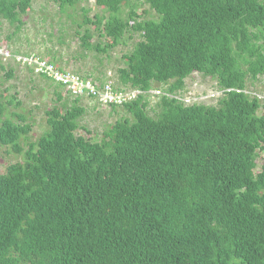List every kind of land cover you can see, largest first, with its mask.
<instances>
[{"label":"trees","instance_id":"obj_1","mask_svg":"<svg viewBox=\"0 0 264 264\" xmlns=\"http://www.w3.org/2000/svg\"><path fill=\"white\" fill-rule=\"evenodd\" d=\"M57 1L64 10L83 0ZM128 1L96 0L107 14L92 19L84 7L79 24L83 45L90 25L106 38L98 52L142 36L122 57L123 87L110 82L113 91L147 94L170 81L177 93L198 73L222 85L223 96L212 108L163 97L156 116L145 100L127 102L119 107L132 118L101 141L76 134L79 97L47 111L34 142L26 119L8 112L20 102L0 101V158L21 156L0 174V264H264V162L256 171L264 106L246 93L248 80L264 76V0H144L157 15L150 19L131 5L124 15ZM32 3L0 0L14 34ZM25 67L62 101L63 83Z\"/></svg>","mask_w":264,"mask_h":264},{"label":"rangeland","instance_id":"obj_2","mask_svg":"<svg viewBox=\"0 0 264 264\" xmlns=\"http://www.w3.org/2000/svg\"><path fill=\"white\" fill-rule=\"evenodd\" d=\"M127 5L124 7V15L131 5L137 7V13L142 18H157L144 0H129ZM84 7L89 9V17L92 19L105 13L103 7L96 4V0H83L74 7L67 6L64 10L57 0H33L31 9L23 17L25 24L16 34L13 33L16 31L15 27L0 19V94L2 95L0 101L6 104L15 98L16 103L20 102L19 107H16L15 103L8 106V112L16 115L12 118L14 121L20 122V117H22L31 125L32 130L27 141H37L47 130V111L54 107L65 110L63 104L70 107L77 97L81 98L79 105L84 108L85 113L78 122L79 128L76 134L96 141H101L104 133L108 132L116 121L132 118L124 107H119L127 102L147 101L149 103L148 112L150 111L151 116H156L160 111L158 104L163 97L168 101L182 102L187 106L217 107L225 88L215 79L198 73L190 74L185 79L184 88L177 93L168 92L170 81L166 84L154 82L147 94L131 90L130 87L122 93L114 92L109 83L113 82L116 89L123 87L118 80V71L125 66L122 57L135 48L142 40V36L133 34L132 39H129V34L125 33L123 42L126 41V44H121L107 53L98 52L96 45L103 46L107 41L105 37L101 38L95 32L97 26L90 25L92 35L86 40L89 45L85 46L81 40L85 28L80 29L79 27L83 20L82 8ZM6 51L8 57L1 53ZM14 55L25 58L40 56L44 61H51L54 58V63L59 68L71 72L64 78L66 81L57 80L63 79L62 76L56 72L53 74L57 78L54 80L64 84L65 89H59L62 101H59L55 94L54 84L29 72L24 64L14 61ZM1 64L6 70H13V78L6 79ZM75 74L90 77L91 79L87 81L93 85L97 83L95 88L99 94L95 98H89L92 95L74 93L69 84L77 77ZM103 84L104 86L101 87ZM68 91H71L72 95ZM109 92L114 95L122 94L124 99L111 102L105 97V93L110 95ZM132 92L137 96L129 100L127 96ZM246 93L251 99L258 98L264 106V76H260L257 80H248ZM124 100L127 102L120 104ZM2 155L0 174L6 171L8 165L21 160V156L8 157L4 152ZM263 159L264 153L257 161V172L261 171Z\"/></svg>","mask_w":264,"mask_h":264},{"label":"built area","instance_id":"obj_3","mask_svg":"<svg viewBox=\"0 0 264 264\" xmlns=\"http://www.w3.org/2000/svg\"><path fill=\"white\" fill-rule=\"evenodd\" d=\"M2 55L4 56H9L7 51L6 52H1ZM14 60L18 63H22L26 66L29 65L31 67H33V69L35 70L36 73H44L46 72L47 74H51L53 78H55L53 76V74L56 72L58 74H60L62 76L63 79H57V80H64L66 81L64 78L67 77L68 75H70V73H65L62 71H55L53 68V65H49L47 61H44L42 59H40L39 57H22V56H14L13 57ZM71 89L73 90L74 93H86L87 95H93V96H97L99 94V92L97 91V89L95 88V86L90 82V81H82L80 80L78 77L74 78L73 80H71L70 84ZM110 95H107L105 93V97L106 99H108L111 102H116L117 100L120 99H124L122 94L121 95H114L112 92H109ZM137 94L132 92L130 93L127 98L129 100H132L134 98H136ZM127 102L126 100L122 101L120 104Z\"/></svg>","mask_w":264,"mask_h":264},{"label":"clouds","instance_id":"obj_4","mask_svg":"<svg viewBox=\"0 0 264 264\" xmlns=\"http://www.w3.org/2000/svg\"><path fill=\"white\" fill-rule=\"evenodd\" d=\"M9 52V51H8ZM14 56H17V55H14ZM27 56H29V55H27ZM37 57H39L40 59H42L43 60V58L42 57H40V56H37ZM14 59V58H13ZM15 61V60H14ZM48 62V61H47ZM56 65V64H55ZM57 66V65H56ZM58 67V66H57ZM59 68V67H58ZM61 69V68H60ZM61 71L62 72H65V73H71V72H66L64 69H61ZM61 83V82H60Z\"/></svg>","mask_w":264,"mask_h":264}]
</instances>
